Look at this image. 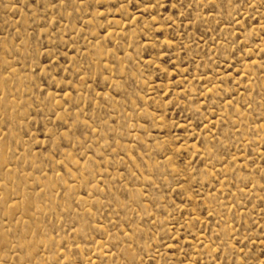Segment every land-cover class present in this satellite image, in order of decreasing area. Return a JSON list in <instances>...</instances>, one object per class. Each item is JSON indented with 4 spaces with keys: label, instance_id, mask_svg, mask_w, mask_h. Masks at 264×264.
Segmentation results:
<instances>
[{
    "label": "rangeland",
    "instance_id": "obj_1",
    "mask_svg": "<svg viewBox=\"0 0 264 264\" xmlns=\"http://www.w3.org/2000/svg\"><path fill=\"white\" fill-rule=\"evenodd\" d=\"M0 264H264V0H0Z\"/></svg>",
    "mask_w": 264,
    "mask_h": 264
}]
</instances>
